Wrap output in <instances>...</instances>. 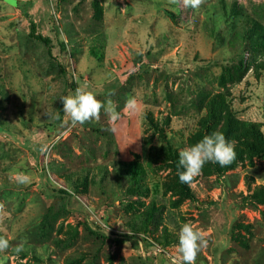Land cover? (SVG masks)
<instances>
[{
    "label": "rangeland",
    "instance_id": "374dc122",
    "mask_svg": "<svg viewBox=\"0 0 264 264\" xmlns=\"http://www.w3.org/2000/svg\"><path fill=\"white\" fill-rule=\"evenodd\" d=\"M15 1L0 0V264H183L189 222L208 240L196 264H264V155L240 143L243 123L264 136V0ZM77 88L120 119L72 126L61 98ZM228 121L233 167L207 163L184 191L168 144L179 153Z\"/></svg>",
    "mask_w": 264,
    "mask_h": 264
},
{
    "label": "clouds",
    "instance_id": "9594fccd",
    "mask_svg": "<svg viewBox=\"0 0 264 264\" xmlns=\"http://www.w3.org/2000/svg\"><path fill=\"white\" fill-rule=\"evenodd\" d=\"M180 0H170V3L176 4ZM204 0H183L185 7L198 9ZM111 95V94H110ZM63 104V113L70 119L72 126L84 125L90 121H99L102 111L107 115L110 122L114 123L120 119V112L117 111L116 103L108 98L105 101L97 99L96 95L82 88H77L74 94L61 98ZM135 98H130L126 102V107L136 108ZM59 119V112H57ZM236 159L235 141L228 140L222 132L216 131L206 135L198 143L182 149L179 152L177 168L181 183L190 184L194 178L198 177L207 163L219 164L226 167L232 164ZM19 183L26 184L30 182V176L23 173H16ZM7 215L5 206L0 203V221ZM26 241H21L15 246V251L19 253L23 250ZM208 246V240L202 231L196 229L190 222L184 223L179 231L178 252L182 256L183 264H196L198 254L203 248ZM10 247L9 241L0 236V252H5Z\"/></svg>",
    "mask_w": 264,
    "mask_h": 264
},
{
    "label": "trees",
    "instance_id": "16d2710c",
    "mask_svg": "<svg viewBox=\"0 0 264 264\" xmlns=\"http://www.w3.org/2000/svg\"><path fill=\"white\" fill-rule=\"evenodd\" d=\"M7 1H9L11 5L17 6V1H15V0H7ZM24 15H25V17H28V14H26V13H24ZM28 36L31 39L43 44L48 49V53L50 54V49H51L50 40L46 37H43L41 34L37 33L36 24L31 19H29ZM75 86L76 85L72 81L69 83V88L74 89ZM214 115H215V113L210 111L208 114V119L206 121L204 120L203 123L201 124L202 127L204 128L205 133H206V131L210 130L209 129V126H210L209 122L214 118ZM147 119H149V118H147ZM149 123H150V126H152L154 132H157V133L162 132V130L159 128L158 124L154 123L152 119H149ZM234 130H236V123L233 121H228L225 128L221 132L225 135V137L227 139H229V138H233L232 135L234 134L233 133ZM242 130L245 132L246 140H243L240 143H241L242 147L245 148L246 153L249 154V156L264 155V136L261 135V133L258 131V128L254 124L243 123L242 124ZM205 133H200V135L196 134L194 137H196L197 140L201 141L206 135H210L208 133L207 134H205ZM203 134H205V135H203ZM248 139H250L251 141L250 142L247 141ZM168 147L172 151V156L174 158V161L176 162V165H178L179 153L174 151L169 144H168ZM241 150L242 149L235 148L236 158L239 157ZM234 162L232 164L226 166V167H221L219 164L211 163L210 167L219 176L224 171L232 168L234 165ZM130 167L132 168V171L130 173V177L133 181H136V178L140 173V171H138V164L137 163L131 164ZM180 171H183V169L181 168ZM183 189H184V191L188 192V184L183 183ZM57 193L61 194L62 196H65V197L69 196V195H67V193L65 191L58 190Z\"/></svg>",
    "mask_w": 264,
    "mask_h": 264
},
{
    "label": "bare ground",
    "instance_id": "6f19581e",
    "mask_svg": "<svg viewBox=\"0 0 264 264\" xmlns=\"http://www.w3.org/2000/svg\"><path fill=\"white\" fill-rule=\"evenodd\" d=\"M21 204V203H20Z\"/></svg>",
    "mask_w": 264,
    "mask_h": 264
}]
</instances>
